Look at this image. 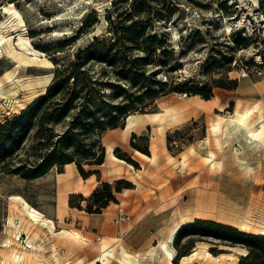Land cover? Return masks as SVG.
<instances>
[{
	"label": "rangeland",
	"instance_id": "rangeland-1",
	"mask_svg": "<svg viewBox=\"0 0 264 264\" xmlns=\"http://www.w3.org/2000/svg\"><path fill=\"white\" fill-rule=\"evenodd\" d=\"M115 1L0 0V34L11 37L18 53L23 51L17 45L22 34L36 56L48 63L25 67L7 43L0 44V122L44 96L54 75L68 72L78 51L95 37L112 42L109 18L115 21L135 0L112 6ZM140 16L149 20L146 32L166 36L175 52V70H159L158 80L198 86L236 80L237 87H214L209 99L167 93L144 111L132 113L139 117L132 133L122 135V128H116L101 135L105 159L108 152L105 166L83 164L85 172H99L86 179L75 163L33 180L0 171V264H123V252L132 259L124 264H168L159 244L178 224L175 238L196 220L252 235L264 228V144L252 142L234 125L236 112L252 111L249 124L255 128L261 126V115L264 119V0H147ZM104 71L82 60L71 86L84 93L93 88L92 107L125 99L108 95L109 88L98 96V85L89 78L111 81ZM168 105L175 107V115L165 112ZM218 117L223 122L215 133L212 126ZM67 124L54 130L62 131ZM114 140L118 147L109 154L105 145ZM132 143L148 149L149 156L136 154ZM123 155L134 164L118 158ZM119 180L123 184L114 194L116 202L89 213L92 193L103 183L117 187ZM71 185L77 191L70 192ZM16 196L53 220L54 233L31 223ZM120 209L124 222H117ZM174 247L186 255L197 252L183 264H238L247 254L242 246L198 236H184ZM173 264H181L180 258Z\"/></svg>",
	"mask_w": 264,
	"mask_h": 264
},
{
	"label": "trees",
	"instance_id": "trees-1",
	"mask_svg": "<svg viewBox=\"0 0 264 264\" xmlns=\"http://www.w3.org/2000/svg\"><path fill=\"white\" fill-rule=\"evenodd\" d=\"M120 1L112 2V6ZM146 2L147 0H135L115 21L109 18L111 43L95 37L92 44L78 51L75 62L66 68L68 72L63 70L54 75L44 96L20 114L4 123L0 122L1 172L33 180L46 175L54 167L75 163L80 175L86 179L99 172H85L83 164L101 166L104 163L105 148L100 141L101 135L108 129L123 128L124 119L128 115L144 111L157 98L167 93H185L209 99L214 87L228 90L237 87L236 80H231L229 84L218 80L202 86L190 84V81L158 80L159 70H175L172 59L175 52L173 48H169L166 36L146 32L149 20L145 21L140 16V9ZM82 60H91L101 65L107 70L103 74H109L113 78L109 82L89 78L92 85H98L99 97H103V88H109L112 92L108 95L113 94L115 99L123 95L125 99L115 103L102 101L92 107L89 102L94 100L91 93L93 88L87 93L77 88L71 89L77 81L76 72L82 66ZM154 68L156 69L152 71ZM65 122L68 124L64 130H54L55 125ZM135 137L133 134L132 139ZM131 146L149 156L148 149H141L134 143ZM117 151L118 149L114 153L117 154ZM118 158L134 164L127 155ZM122 184V180L116 181L117 187L103 183L100 189L92 193L88 212L92 213L94 207L95 212H99L110 202H116L114 194L121 192ZM184 236L214 238L232 247L242 246L247 254L238 264H264L262 235L247 234L212 221L196 220L184 226L174 239V245ZM185 255L186 253L177 250L175 257L178 259Z\"/></svg>",
	"mask_w": 264,
	"mask_h": 264
},
{
	"label": "bare ground",
	"instance_id": "bare-ground-1",
	"mask_svg": "<svg viewBox=\"0 0 264 264\" xmlns=\"http://www.w3.org/2000/svg\"><path fill=\"white\" fill-rule=\"evenodd\" d=\"M5 10L13 12L12 9L8 8V7L5 8ZM19 20H20V18H19ZM4 43H7V46L9 48L12 56L15 57V55H13V54H16L17 55L16 57L18 58L19 63L24 65L25 67H31L34 64H36L37 66L48 64V63H45L44 60H42L36 56V52L30 47L28 39L26 37H24L22 34H18V42H17V45L19 46L20 50H23L22 52L18 53L17 51L14 50V48L12 47V43H11V37L6 39L4 35L0 34V44L2 45ZM48 81H49V79L45 80L43 82L45 84V86L48 85ZM32 104L33 103H31L30 106ZM164 110L170 116L175 115V113H173V112H175L174 111L175 107H173V106H171V107H169V105L164 106ZM251 114H252V111H246L244 113L236 112L234 125L237 127V130L240 132L245 130L247 132V135L252 140V142L264 144V119H263V116L261 115L258 119V123H261L260 128H255L254 126H250V124H249V119H250ZM138 120H139V117L137 115H132V114L128 115L126 117L125 126L121 129V134L122 135H128V134L132 133L133 130H135L137 127ZM222 122H223V118L218 117L217 120L215 121V124H213L212 130L215 133L219 132L221 125H222ZM111 150H112V146L109 145V147H108L109 154H110V152H112ZM136 154H138L141 157H146L144 154H142L138 151H136ZM111 156L113 158H115L113 155H110V157ZM206 161L209 162L210 158L207 157ZM126 193H127V190L124 191V194H126ZM15 198L17 200H21L23 210L30 217L31 223L33 222L34 225H36V224L39 225V227L42 229L44 227H46L51 233H54L55 223L53 220L49 219L41 211L30 206L27 202L22 200V198H20L18 196H16ZM179 226L180 225L178 224L175 227H173L170 230L168 238L159 244L160 254H161V256H163L165 258V260L167 261L168 264H173L174 260L177 258V257H175L177 254V250L175 249L173 242H174L176 233L179 229ZM63 234H66V233H63ZM259 235H264V228L262 230H259ZM27 247L29 248L28 245H27ZM206 254L209 255L208 253H206ZM195 256H197V252L192 251L190 254L180 257V262H181V264H183L187 260H191ZM131 260H132L131 257H129L126 253H124V252L122 253L121 263L124 264L126 262H130Z\"/></svg>",
	"mask_w": 264,
	"mask_h": 264
},
{
	"label": "crops",
	"instance_id": "crops-1",
	"mask_svg": "<svg viewBox=\"0 0 264 264\" xmlns=\"http://www.w3.org/2000/svg\"><path fill=\"white\" fill-rule=\"evenodd\" d=\"M118 144H119V142H118L117 140H114V141H113V145H112V144H109V145L112 146V150H113L115 147H118ZM105 147L107 148V149H106V151H107V150H108V146L105 145ZM112 150H111V151H112ZM107 157H108V152H106V159H107ZM106 159H105V160H106ZM103 164H104V166H105V162H104ZM71 165H72V164H69L68 166H71ZM75 189H76V188H74V185H73V186H72V185L70 186V192L77 191V190H75ZM86 191H87V193H90L91 190L87 189Z\"/></svg>",
	"mask_w": 264,
	"mask_h": 264
},
{
	"label": "built area",
	"instance_id": "built-area-1",
	"mask_svg": "<svg viewBox=\"0 0 264 264\" xmlns=\"http://www.w3.org/2000/svg\"><path fill=\"white\" fill-rule=\"evenodd\" d=\"M126 221V215L123 209H120L118 212L117 222H124Z\"/></svg>",
	"mask_w": 264,
	"mask_h": 264
}]
</instances>
